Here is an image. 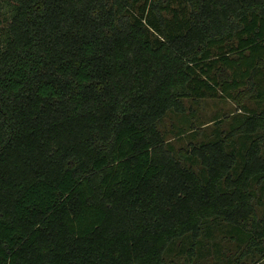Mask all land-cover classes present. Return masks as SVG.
<instances>
[{"label":"trees","instance_id":"obj_1","mask_svg":"<svg viewBox=\"0 0 264 264\" xmlns=\"http://www.w3.org/2000/svg\"><path fill=\"white\" fill-rule=\"evenodd\" d=\"M0 264H264V0H0Z\"/></svg>","mask_w":264,"mask_h":264},{"label":"rangeland","instance_id":"obj_2","mask_svg":"<svg viewBox=\"0 0 264 264\" xmlns=\"http://www.w3.org/2000/svg\"><path fill=\"white\" fill-rule=\"evenodd\" d=\"M2 14H3V17H2L3 23L1 27H7L9 20H8V14L6 13V10L3 9ZM254 104H255L254 99L251 96L243 98L239 102L225 101L223 99L221 100L220 99H217V100L208 99L207 101H204L203 103H201L198 107H194L192 110L188 111V116L190 119H192V122L196 124V126H203L200 134L210 135L215 127L213 123L212 124L210 123L211 120L216 119L220 116L240 113V109L242 105L255 109L256 107L254 106ZM261 110L262 109L258 107L256 108L255 111L259 112ZM184 126L188 128V125L184 124L182 120L171 117L169 120H167L164 123V127H162V129L165 131L166 135L172 140V143L177 148L190 149L191 148L190 146L192 143L201 142V139L203 138H200V137L199 139L194 138L193 136L196 135V133H194V135L186 134L185 136L181 138L178 137V135L175 134L176 132L175 127L180 128ZM237 143L240 144L241 140H239ZM225 247H222V249H225ZM207 260L209 261L210 259L207 258Z\"/></svg>","mask_w":264,"mask_h":264},{"label":"crops","instance_id":"obj_3","mask_svg":"<svg viewBox=\"0 0 264 264\" xmlns=\"http://www.w3.org/2000/svg\"><path fill=\"white\" fill-rule=\"evenodd\" d=\"M254 103H255V100H254Z\"/></svg>","mask_w":264,"mask_h":264}]
</instances>
